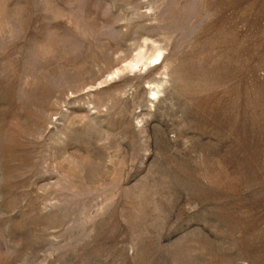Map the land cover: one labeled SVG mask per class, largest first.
Listing matches in <instances>:
<instances>
[{
    "label": "rangeland",
    "instance_id": "1",
    "mask_svg": "<svg viewBox=\"0 0 264 264\" xmlns=\"http://www.w3.org/2000/svg\"><path fill=\"white\" fill-rule=\"evenodd\" d=\"M0 264H264V0H0Z\"/></svg>",
    "mask_w": 264,
    "mask_h": 264
}]
</instances>
